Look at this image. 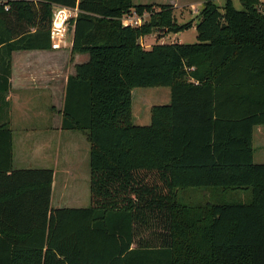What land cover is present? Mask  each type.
Here are the masks:
<instances>
[{
  "label": "trees",
  "instance_id": "16d2710c",
  "mask_svg": "<svg viewBox=\"0 0 264 264\" xmlns=\"http://www.w3.org/2000/svg\"><path fill=\"white\" fill-rule=\"evenodd\" d=\"M206 0L197 43L141 39L179 34L171 6L133 0H0V93L12 55L52 50L54 6L77 8L71 54H87L68 78L62 130L90 144L91 204L51 209L52 169L15 170L13 133L0 127V264H264V11L260 0ZM149 15L140 26L123 18ZM168 87L135 126L136 88ZM248 192L242 203L186 206L180 191Z\"/></svg>",
  "mask_w": 264,
  "mask_h": 264
},
{
  "label": "crops",
  "instance_id": "0c3cea01",
  "mask_svg": "<svg viewBox=\"0 0 264 264\" xmlns=\"http://www.w3.org/2000/svg\"><path fill=\"white\" fill-rule=\"evenodd\" d=\"M72 40L73 29L67 34L65 46L60 50L13 53L11 87L8 93H0V127L8 124L13 133L14 169L54 171L50 204L53 210L84 209L91 204L90 144L83 132L62 130L68 78L75 75L76 65L89 60L87 54H71ZM171 99L170 90V100L165 105H169ZM15 115L20 116L26 124L17 129V133L13 128ZM36 117L44 122L34 128ZM257 127L254 128L253 147ZM259 134L264 138V131ZM61 166L63 176L68 175L72 182L58 181Z\"/></svg>",
  "mask_w": 264,
  "mask_h": 264
},
{
  "label": "rangeland",
  "instance_id": "374dc122",
  "mask_svg": "<svg viewBox=\"0 0 264 264\" xmlns=\"http://www.w3.org/2000/svg\"><path fill=\"white\" fill-rule=\"evenodd\" d=\"M237 9L242 8L240 0H232ZM256 4L257 8L264 11V0ZM135 5H147L154 4L155 8L158 6H171L178 25H184L193 22L191 29L185 30L179 34H174L168 31L167 28H154L151 33L144 37L142 45L144 48L150 47L156 44H195L197 43V31L196 25L199 21L200 13L205 5L206 0H133ZM224 11L226 0H218L215 2ZM133 15V14H132ZM145 22L149 21V15H145ZM144 22V23H145ZM66 42V38H65ZM64 42V43H65ZM65 46V44H63ZM62 45V47H63ZM61 47V48H62ZM60 48V49H61ZM54 49V50H60ZM60 94V93H59ZM133 95V119L135 125H149L151 123V108L153 106L165 105L170 100V88H136L132 92ZM43 119V115L40 116ZM14 124L13 128L15 133L17 129L24 127V122L20 116H13ZM41 119H35L34 128L44 121ZM32 123V124H33ZM264 131V126L256 128V139L254 145V162L256 164H264V138L260 137L259 132ZM56 165V164H55ZM68 164L66 165V167ZM62 166L59 170L58 181H68V175L63 176ZM67 179V180H66ZM72 182V178L69 180ZM69 194V191H67ZM65 197H67L65 195ZM69 198V197H67ZM179 199L182 204L186 206H198L205 203H242L247 204L250 202L251 197L248 192H238L231 190L230 192H223L221 190H207L204 189H189L187 191L179 192ZM66 205V203L64 204Z\"/></svg>",
  "mask_w": 264,
  "mask_h": 264
},
{
  "label": "built area",
  "instance_id": "2783aa9c",
  "mask_svg": "<svg viewBox=\"0 0 264 264\" xmlns=\"http://www.w3.org/2000/svg\"><path fill=\"white\" fill-rule=\"evenodd\" d=\"M79 10L77 8H67L61 6H54L53 9V22L51 26V41L53 49H60L65 44V38L69 33V22L72 18H75ZM145 15L138 16L135 13L133 15H127L123 18V24L126 26H140L145 21Z\"/></svg>",
  "mask_w": 264,
  "mask_h": 264
},
{
  "label": "water",
  "instance_id": "95a60500",
  "mask_svg": "<svg viewBox=\"0 0 264 264\" xmlns=\"http://www.w3.org/2000/svg\"><path fill=\"white\" fill-rule=\"evenodd\" d=\"M71 32H72V27L69 28V33H71Z\"/></svg>",
  "mask_w": 264,
  "mask_h": 264
}]
</instances>
